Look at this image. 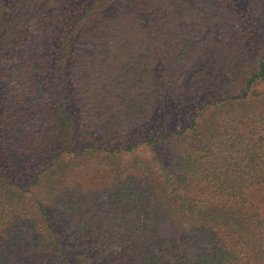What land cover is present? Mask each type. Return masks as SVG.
<instances>
[{
  "label": "trees",
  "instance_id": "obj_1",
  "mask_svg": "<svg viewBox=\"0 0 264 264\" xmlns=\"http://www.w3.org/2000/svg\"><path fill=\"white\" fill-rule=\"evenodd\" d=\"M0 264H264V0H0Z\"/></svg>",
  "mask_w": 264,
  "mask_h": 264
},
{
  "label": "rangeland",
  "instance_id": "obj_2",
  "mask_svg": "<svg viewBox=\"0 0 264 264\" xmlns=\"http://www.w3.org/2000/svg\"><path fill=\"white\" fill-rule=\"evenodd\" d=\"M257 28H259V27H257ZM260 29V28H259Z\"/></svg>",
  "mask_w": 264,
  "mask_h": 264
}]
</instances>
